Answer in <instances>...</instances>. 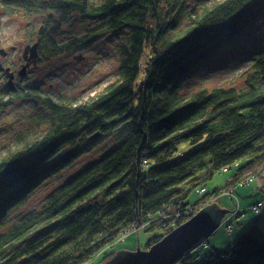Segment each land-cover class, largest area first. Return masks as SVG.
Masks as SVG:
<instances>
[{"label":"trees","instance_id":"trees-1","mask_svg":"<svg viewBox=\"0 0 264 264\" xmlns=\"http://www.w3.org/2000/svg\"><path fill=\"white\" fill-rule=\"evenodd\" d=\"M0 5L8 14L58 16L50 31L40 32L41 57L76 51L109 34L122 36L119 77L92 98L52 97L35 87L19 95L40 100L35 124L44 129L0 160V264H91L134 224H148L143 230L153 232L150 248L264 162V0ZM74 14L83 23L90 20L85 32L60 41L61 22ZM226 51L233 54L228 62L248 63L243 86L191 88L198 73ZM6 97L0 94V108L11 102ZM101 139L110 145L98 159L49 191L40 206L21 211L36 190ZM183 141L187 150L180 147ZM234 166L224 187L188 201L216 173ZM203 246L176 264H264V226L253 224L226 250L212 246L207 252ZM115 254L104 252L98 263Z\"/></svg>","mask_w":264,"mask_h":264},{"label":"rangeland","instance_id":"rangeland-1","mask_svg":"<svg viewBox=\"0 0 264 264\" xmlns=\"http://www.w3.org/2000/svg\"><path fill=\"white\" fill-rule=\"evenodd\" d=\"M88 1L92 4H98L102 0ZM214 1L216 0H191V4L202 6ZM55 19H58V16L53 13V20H51L48 11L44 13L35 11L8 14L0 5V50L5 49L9 52L6 57L1 56V59L4 62V67L8 65L16 71V85L14 91H11L7 86L8 77L5 69H3L4 67L0 68V94L7 96L6 98L12 97L7 106L0 108V160L21 148L23 144L38 136L44 129L35 124L36 115L42 109L40 100L24 99L19 95L35 87L43 95L69 97L85 101L102 92L108 84L116 81L119 77L118 70L121 62L119 44L122 36L119 37L115 34L106 35L76 51L50 58L42 57L38 64L27 70L25 75H19V71L23 67L20 62L23 61L21 58L24 55V49L38 41L40 32L47 33L50 31ZM88 21L90 22L89 19ZM89 22L83 23L81 17L74 14L69 22H61L57 34L59 40L66 41L74 35L82 34L85 32V24L87 25ZM259 33L264 37V26L261 27ZM12 46H17L15 51L11 50ZM76 56H81V58L76 59ZM230 56H233L232 52L226 51L214 58L210 67L200 71L190 83L191 88L242 87L243 75L248 63L240 62L238 58H232V62H228L227 58ZM108 145H110V140L101 139L89 146L87 150L82 151L75 158L71 167L52 177L44 186L36 190L21 211L40 206L49 191L74 175L86 164L98 159ZM180 147L187 150L189 145L183 141ZM263 167L264 162L247 169L242 176L241 183L243 186L225 189L213 199L211 197L209 203L219 201L221 206L229 209L230 213L237 207L240 212L233 221L231 232H228L224 225H221L208 240L202 243L207 252L211 250L209 247L212 246L219 250L230 248L234 240L253 224L264 226V173L261 171ZM236 168L234 166L226 172L216 173L212 179L206 182L203 189H195L189 195L188 201L195 202L203 194L210 193L215 188L224 187L232 175L236 173ZM254 175L261 182L259 184L257 182L246 184L248 179ZM257 204H261V213H256L252 209ZM147 225H142L138 231L131 227L127 233L124 232L125 234H122L104 252L113 250L117 253L120 249L131 251H136L138 248L147 249V241L153 235L152 231L143 230ZM104 252L97 255L90 263L100 262Z\"/></svg>","mask_w":264,"mask_h":264},{"label":"water","instance_id":"water-1","mask_svg":"<svg viewBox=\"0 0 264 264\" xmlns=\"http://www.w3.org/2000/svg\"><path fill=\"white\" fill-rule=\"evenodd\" d=\"M1 49L0 53L5 54ZM27 55L30 58H27ZM27 59L19 75H25L31 64L36 65L39 57L38 43L29 45L24 50ZM81 56H76V59ZM1 64V61H0ZM8 75L7 86L11 91L15 89L14 73L6 69ZM229 213L227 207L221 206L219 201H214L199 209L190 219L174 228L160 241L150 248L136 251L120 249L118 252L98 264H176L187 252L197 248L221 226L223 219Z\"/></svg>","mask_w":264,"mask_h":264},{"label":"built area","instance_id":"built-area-1","mask_svg":"<svg viewBox=\"0 0 264 264\" xmlns=\"http://www.w3.org/2000/svg\"><path fill=\"white\" fill-rule=\"evenodd\" d=\"M228 170H229L228 167H224L222 171H228ZM250 182H257V184H259L261 181H260V179H259L258 177H256V176L254 175L253 177H250V178L248 179V183H246V184H249ZM242 185H243V183L240 182V186H242ZM252 209H253L256 213H261V204L254 205ZM239 212H240V211H239V208L237 207L236 210L232 211L231 213L229 212V213L225 216V218L223 219L221 225H224V227L226 228V230H227L228 232H231V231L233 230V221H234L235 217L238 216ZM161 217L166 218L167 215H166L165 213H162V214H161ZM131 227H133V229H135L136 231H138V229H141V228H142V226H141V225H138V224H134V225L131 226ZM131 227H130V228H131ZM130 228L127 229V230H125L124 232L127 233V232L130 230Z\"/></svg>","mask_w":264,"mask_h":264},{"label":"flooded vegetation","instance_id":"flooded-vegetation-1","mask_svg":"<svg viewBox=\"0 0 264 264\" xmlns=\"http://www.w3.org/2000/svg\"><path fill=\"white\" fill-rule=\"evenodd\" d=\"M35 42H37V41H35ZM35 42H33V43H35ZM16 48H17V46H12V47H11V50H12V51H15ZM24 50H25V49H24ZM8 53H9V52H8L7 50H6L5 54H1V53H0V59H1V56L6 57ZM39 53H40V50H39ZM27 58H30V56L27 55ZM21 59L23 60L22 62H20L22 65H24L25 63H27V59L24 57V55H22V58H21ZM41 59H42L41 54H39V57H38V59H37V64H38V62H39ZM33 65H34V64H31V65L29 66V68H31ZM2 67H4V62H3V60L1 59V65H0V68H2ZM7 68H10V71L14 73V75H15V77H14V82H15V79H16V71H15V69H13V68H11V66H8V65H7L6 67L3 68V69H5L6 75H7V71H6ZM29 68H28V69H29ZM7 77H8V75H7ZM15 85H16V82H15Z\"/></svg>","mask_w":264,"mask_h":264},{"label":"bare ground","instance_id":"bare-ground-1","mask_svg":"<svg viewBox=\"0 0 264 264\" xmlns=\"http://www.w3.org/2000/svg\"><path fill=\"white\" fill-rule=\"evenodd\" d=\"M0 61H1V59H0ZM1 65V64H0ZM14 91V90H13ZM123 234H125L124 232H123Z\"/></svg>","mask_w":264,"mask_h":264},{"label":"crops","instance_id":"crops-1","mask_svg":"<svg viewBox=\"0 0 264 264\" xmlns=\"http://www.w3.org/2000/svg\"><path fill=\"white\" fill-rule=\"evenodd\" d=\"M261 225V224H260ZM262 226V225H261Z\"/></svg>","mask_w":264,"mask_h":264}]
</instances>
